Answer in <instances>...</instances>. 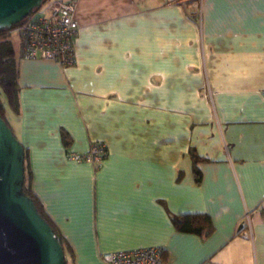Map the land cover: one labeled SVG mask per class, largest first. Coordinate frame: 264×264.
I'll return each mask as SVG.
<instances>
[{"label": "crops", "instance_id": "crops-1", "mask_svg": "<svg viewBox=\"0 0 264 264\" xmlns=\"http://www.w3.org/2000/svg\"><path fill=\"white\" fill-rule=\"evenodd\" d=\"M62 1L76 62L20 59L18 41L7 119L70 264L149 246L166 264H264V0ZM97 141L99 167L66 158ZM190 149L208 159L198 183ZM179 214L209 215L211 234L175 230Z\"/></svg>", "mask_w": 264, "mask_h": 264}, {"label": "water", "instance_id": "water-1", "mask_svg": "<svg viewBox=\"0 0 264 264\" xmlns=\"http://www.w3.org/2000/svg\"><path fill=\"white\" fill-rule=\"evenodd\" d=\"M43 0H0V29H10ZM24 147L0 115V264H65L49 223L23 191Z\"/></svg>", "mask_w": 264, "mask_h": 264}, {"label": "built area", "instance_id": "built-area-1", "mask_svg": "<svg viewBox=\"0 0 264 264\" xmlns=\"http://www.w3.org/2000/svg\"><path fill=\"white\" fill-rule=\"evenodd\" d=\"M73 1L53 0L44 13L31 12L11 26L9 33L19 41L20 59H45L61 66H73L76 62L74 40L79 24L74 18ZM260 94L264 97V88ZM107 154L105 143L90 144L85 152H66V158L74 162H87L99 167ZM249 212L241 219L245 234L251 235ZM161 246L139 247L129 250L105 251L100 258L105 264H166Z\"/></svg>", "mask_w": 264, "mask_h": 264}, {"label": "trees", "instance_id": "trees-1", "mask_svg": "<svg viewBox=\"0 0 264 264\" xmlns=\"http://www.w3.org/2000/svg\"><path fill=\"white\" fill-rule=\"evenodd\" d=\"M44 1L45 0H43V2ZM17 78L18 62L16 57L15 46L13 44V41L9 37V29H0V115L10 128L11 126L9 125L7 119V113L16 114L18 112L19 107ZM60 133L63 143L67 146L71 142V137L69 133L64 129H61ZM189 154L192 161V172L194 174V182L198 183L200 180V172L196 165L198 162L207 161L208 159L206 157L199 156L194 149H190ZM30 175L31 173L27 166V150L24 147L23 191L27 196L32 199L39 214L49 223V225L54 230L64 252L65 264H70L73 254L70 248L68 247L66 241L61 236L52 220L45 213L41 203L38 201L37 197L33 193L31 189ZM170 219L175 230L179 232L195 234L203 239L209 236L213 230L211 218L207 214L171 215Z\"/></svg>", "mask_w": 264, "mask_h": 264}, {"label": "rangeland", "instance_id": "rangeland-1", "mask_svg": "<svg viewBox=\"0 0 264 264\" xmlns=\"http://www.w3.org/2000/svg\"><path fill=\"white\" fill-rule=\"evenodd\" d=\"M47 0H45L40 7L35 9L33 12L37 13H44L46 11L47 5L45 4ZM10 39L13 41L14 46L16 47L18 45V37L15 34L9 33Z\"/></svg>", "mask_w": 264, "mask_h": 264}]
</instances>
